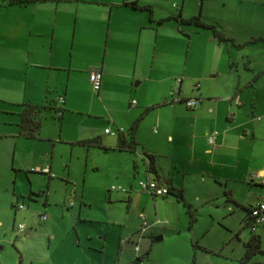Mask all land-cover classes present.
<instances>
[{"label": "crops", "instance_id": "crops-1", "mask_svg": "<svg viewBox=\"0 0 264 264\" xmlns=\"http://www.w3.org/2000/svg\"><path fill=\"white\" fill-rule=\"evenodd\" d=\"M206 2L190 6L181 0L174 11L177 5L169 0H0V176L9 168L17 179L25 155L32 162L44 157V164L34 167L47 164L54 174L61 145L96 146L113 153L115 180L108 190L125 187L120 192L129 206L138 202L150 214L153 207L155 218L145 219L159 221L148 227L166 225L160 218L165 216L172 226L165 228L176 233L177 221L186 214L172 191L196 204L217 188L225 191L248 179L264 185V45L253 40L264 35L247 36L244 29L239 35L223 23L219 28L203 13ZM198 14L243 45L220 42L210 28L179 20ZM91 68L102 70L96 91L88 77ZM177 77L179 91L173 92ZM190 97L198 99L195 107L183 101ZM50 101L60 111L46 112L60 121L43 122L45 112L38 132L25 136L23 103ZM150 112L153 120L144 125ZM135 122L134 148L116 147L119 131L130 137ZM108 127L113 132H106ZM213 130L210 144L207 133ZM95 137L99 144L91 141ZM148 153L156 172L148 170ZM148 178L170 192L154 195L140 189L138 180ZM259 196L250 203L232 196L241 222L251 205L264 200ZM139 219L141 227L140 214ZM260 226L264 232V222ZM147 228L119 238L116 264H148L152 245L141 249L139 244ZM125 241L132 248L130 243L124 247Z\"/></svg>", "mask_w": 264, "mask_h": 264}, {"label": "rangeland", "instance_id": "rangeland-1", "mask_svg": "<svg viewBox=\"0 0 264 264\" xmlns=\"http://www.w3.org/2000/svg\"><path fill=\"white\" fill-rule=\"evenodd\" d=\"M194 1L185 0L190 6ZM169 3L177 5L173 7L177 11L181 0ZM203 13L219 28L223 23L239 35L243 29L247 36L264 35V0H207ZM259 44L264 45V40ZM248 48L258 52L254 45ZM153 114L150 112L143 119L144 125L151 123ZM50 115L46 112L43 122L60 121ZM153 127L159 129L156 124ZM61 147L52 168L53 177L31 171L35 164H44V157L39 156L34 162L26 155L22 158L25 168L18 172L17 179L12 177V169H2L0 264H116V257H120L119 238L140 229L138 214L155 218L153 207L150 214L138 202L129 206L122 192L108 190L115 180L111 151L96 146ZM263 188L264 185L250 179L225 191L217 188L215 191L222 193L212 191L196 204L190 203L194 219L188 207H184L186 217L177 221L179 233L167 230L165 227L172 228L170 220L160 216L168 221L166 225L148 227L146 236L139 240L141 249L148 247V242L152 245L148 264H242L244 244L252 234L261 236L262 250L253 254L251 264H264V232L261 226L253 232L241 222L242 212H233L236 205L232 197L250 203L257 194L262 196ZM18 203L25 208L14 207ZM19 224L24 226L23 232L16 230ZM136 231L133 238L138 236ZM159 236L161 239L155 240ZM125 243L124 247L130 243L132 248L131 242ZM123 252L125 259L127 251Z\"/></svg>", "mask_w": 264, "mask_h": 264}, {"label": "trees", "instance_id": "trees-1", "mask_svg": "<svg viewBox=\"0 0 264 264\" xmlns=\"http://www.w3.org/2000/svg\"><path fill=\"white\" fill-rule=\"evenodd\" d=\"M131 4L142 7V8H147L150 10L149 5H138L136 2H130ZM177 18V17H175ZM179 20L182 22L186 23H193L195 25L203 26L210 28L212 30L213 36L220 42H231L234 45L237 46H242L243 43L236 42L234 38L226 35L222 30H220L215 24L205 22L204 20L201 19L200 15H192L187 18H180ZM255 39H260L264 40V37H258V38H253ZM184 101V100H183ZM53 111V112H58L60 109L56 106L53 105L52 102H46V104H34V103H23V107L20 113V128L22 130V133L27 136L31 137L34 136L38 130L40 129L41 126V121L44 113L46 111ZM136 122L131 126L130 128V137L126 138L125 135L123 134L122 130L119 131L118 135V140H117V145L116 147L118 148H131L133 149L135 146V140L133 138V129L135 128ZM94 144H99L100 140L98 137H95L91 140ZM148 156V170L152 172H156V167L154 163V156L153 154H147ZM170 192V191H169ZM185 206H187V210L190 211L191 214V219H194L193 215V210L191 209V204L188 203L182 192H174L172 191ZM30 197V196H29ZM264 201V200H263ZM14 207H16V204H13ZM246 226V225H245ZM245 247V252L244 255L240 258V261L242 264H250L251 263V257L256 251H261V238L259 235L252 234L244 244Z\"/></svg>", "mask_w": 264, "mask_h": 264}, {"label": "built area", "instance_id": "built-area-1", "mask_svg": "<svg viewBox=\"0 0 264 264\" xmlns=\"http://www.w3.org/2000/svg\"><path fill=\"white\" fill-rule=\"evenodd\" d=\"M88 77H89V80L91 82L92 89L95 91L98 90L100 88V85H101L102 70L100 68H91L88 72ZM180 81H181V77H177L173 92L179 91ZM60 99L62 100V97H60ZM131 102H132V104H134V103H136V100L133 99ZM184 102L188 107H195L198 103V99L195 97H190V98L184 99ZM105 130H106V132H113V131H111V129L109 127L106 128ZM216 133L217 132L215 130L207 133L208 143H210V144L214 143ZM31 169L32 170H34V169L35 170H41V172L46 173L49 176L54 175L50 171V168L47 164L43 167H40V168L32 167ZM138 186L140 189L148 191L154 195H164V194L169 193V191H170L166 185L159 184L156 179H151V178L138 180ZM110 190L126 192L125 187L118 186V185H112L110 187ZM24 207H25V205L23 203L16 204V208L22 209ZM140 216L142 218V224H141L140 231H139L140 233H142L148 226L155 224V223H157V221H159L158 219H156L153 222H147L144 214H140ZM243 222H244V225L248 226L251 231L254 232L257 230V228L264 222V201L263 200H260L256 203H254L253 205H251L248 208L246 218L243 220ZM16 230L18 232H22L24 230V226L22 224H19L17 226ZM135 248L137 249L138 246L135 245Z\"/></svg>", "mask_w": 264, "mask_h": 264}]
</instances>
